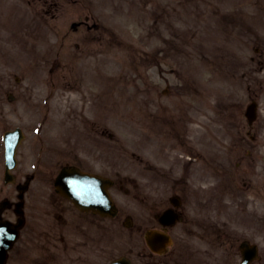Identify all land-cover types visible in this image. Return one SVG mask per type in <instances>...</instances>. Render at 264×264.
<instances>
[{
	"label": "rangeland",
	"instance_id": "374dc122",
	"mask_svg": "<svg viewBox=\"0 0 264 264\" xmlns=\"http://www.w3.org/2000/svg\"><path fill=\"white\" fill-rule=\"evenodd\" d=\"M32 1L35 2L0 0V188L4 186L2 134L6 129L21 126L29 136L20 155V170L24 176L33 171L39 151H42V148H30L40 136L48 139L52 146L56 142L57 150L43 148L42 160L52 162L57 169L67 159L63 157L62 141L58 145L55 124L67 129L65 125L71 117L75 132L85 133L90 127H81L76 119L81 114L87 117L88 97L100 89L95 94L98 97L95 107L99 113L106 106L102 115L106 131L103 140L106 146L123 147V152L141 153L134 166L143 173L136 174L138 186L134 194L141 193L139 200L144 199L149 151L142 148L147 145L143 127L132 125L145 120L146 114L139 115V109L149 89L154 87L157 90L153 96L155 102L175 103V112L179 109L181 112L177 114L182 119L195 117L198 131L207 130L211 146L209 156L215 153L218 158L225 159L224 164L219 159L214 161L217 172L212 171L219 180L222 177L217 176L224 175L221 165L228 166L230 172L223 180L230 193L225 194L222 202L223 195H218V213H234L232 227L235 232L252 235L255 239L264 236L259 233L264 230V0H39L37 17L29 16L27 5H24ZM45 1L57 3V9L53 6L52 10L56 9L58 23L63 27L70 26L76 11L82 9L85 15H90L91 22L102 28V36L97 39L86 37L84 31H71L62 41L61 32L58 38L51 35V12H47ZM20 8L22 14H16L14 11ZM30 18L36 21L30 24ZM75 42L80 43L77 50ZM59 44L61 46L51 53V45ZM72 52L76 57L69 60ZM154 61L161 63V67H154ZM221 71H225L228 79L222 84L217 79ZM17 76L21 81L17 82ZM80 80L87 85H80ZM90 81L92 83H88ZM168 83L171 93L164 96L162 90ZM248 86H251L250 91H247ZM208 92L210 111L206 113L212 121L206 117L200 121V114L205 113L201 103L207 99ZM11 93L15 95L14 100L10 99ZM120 97L129 98L120 104L122 112L116 100ZM254 98L261 103L262 118L254 126L257 138L252 141L246 135L249 128L244 113ZM120 113L127 118L122 117L119 122L112 120L118 119ZM58 120L61 123H57ZM150 122L153 127L162 125ZM59 130L63 131L60 127ZM242 157L244 164L238 167ZM156 158L159 160V156ZM247 160L252 162L249 167L245 163ZM126 162L123 163L127 165ZM194 172L199 176L197 169ZM9 188L15 191L14 186ZM173 188L172 185L167 187L169 192ZM4 192H8L7 188ZM14 195L16 192L10 197ZM121 196V199H130L124 194ZM209 207L197 209L203 212ZM214 208L212 204L211 210ZM145 213L134 214L140 239L147 227ZM103 222L108 225L101 235L105 247L108 246L106 261L124 250L133 233L114 220ZM14 261L11 259V263L15 264Z\"/></svg>",
	"mask_w": 264,
	"mask_h": 264
},
{
	"label": "flooded vegetation",
	"instance_id": "af4514ba",
	"mask_svg": "<svg viewBox=\"0 0 264 264\" xmlns=\"http://www.w3.org/2000/svg\"><path fill=\"white\" fill-rule=\"evenodd\" d=\"M54 5L55 3H50L48 12L52 10ZM36 9L34 6V10ZM87 27L92 29L90 26ZM73 158L77 164H83L89 159V153L82 149L79 153L73 154ZM71 164L76 163L73 161ZM29 177L27 178L30 180L24 193L26 200L23 206L26 208L25 213H34V222L32 224L29 220L30 225L27 226L26 231L22 230L21 234L30 240L23 244L25 245L23 250L31 246L34 253L38 255L32 264H89L91 243L95 247L91 240L95 239V234H97L98 239L101 237L104 230L103 218L93 215L92 212L81 211L67 199L51 193L49 196H44L43 205H41V197L44 193L40 179L34 175ZM7 208H10V203H8ZM169 208L172 206L166 207V209ZM7 210L5 209V211ZM176 211H179L180 216L183 217L180 209L177 208ZM40 213L43 215L41 216ZM153 213L152 219L159 223L162 213ZM5 214L7 215V213ZM172 227L174 225L168 229L170 230ZM154 228L163 229L165 227L159 224ZM201 237L207 238L205 234ZM229 244L233 245L230 241Z\"/></svg>",
	"mask_w": 264,
	"mask_h": 264
},
{
	"label": "water",
	"instance_id": "95a60500",
	"mask_svg": "<svg viewBox=\"0 0 264 264\" xmlns=\"http://www.w3.org/2000/svg\"><path fill=\"white\" fill-rule=\"evenodd\" d=\"M247 116L249 117V120L251 122L256 118V103H253L248 107ZM21 137L22 134L20 129L12 132H7L4 136V140L6 143L7 171L10 168H13L16 164L15 152L17 144ZM71 176L77 178L83 177V174L82 172L75 173L73 172V170L65 168L59 175L56 182L58 191L65 195L71 196L75 200V202L83 208H92L95 211H102L104 212V214H112L114 210V203L107 191V187L105 190H103L101 186H98L97 183H92L91 181L89 183H84L82 185V190L78 191L81 183L80 181L71 180ZM95 180L97 181V178H95ZM100 184H102L101 180ZM82 191L83 194L81 195ZM76 193L80 195L75 196ZM16 227L17 226H12V224L8 222L0 221V264L5 263L7 257V249L12 245L13 241L17 237ZM112 264L122 263L120 261H116Z\"/></svg>",
	"mask_w": 264,
	"mask_h": 264
},
{
	"label": "bare ground",
	"instance_id": "6f19581e",
	"mask_svg": "<svg viewBox=\"0 0 264 264\" xmlns=\"http://www.w3.org/2000/svg\"><path fill=\"white\" fill-rule=\"evenodd\" d=\"M191 128H194L193 126H191Z\"/></svg>",
	"mask_w": 264,
	"mask_h": 264
}]
</instances>
